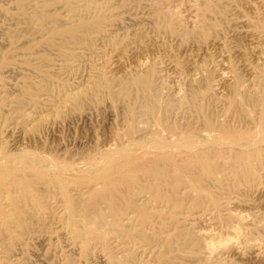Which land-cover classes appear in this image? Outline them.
Returning <instances> with one entry per match:
<instances>
[{
    "label": "bare ground",
    "instance_id": "6f19581e",
    "mask_svg": "<svg viewBox=\"0 0 264 264\" xmlns=\"http://www.w3.org/2000/svg\"><path fill=\"white\" fill-rule=\"evenodd\" d=\"M166 1H169V0H166ZM201 3L203 6L202 7L203 12L201 13L199 8L195 9L196 20H194V23H193V26H191L192 27L191 29L186 28L183 25V22L180 20V18H178L171 11L163 10L161 6L157 3L152 4V7H153L152 22L154 23V25L159 30L167 31V33H170L172 36L175 34L178 36L181 35L182 39L187 43H192V45L193 43L194 44L196 43L197 47H199L198 51L199 52L200 50L202 51V55L198 51H197L198 53L196 52L193 53V54L196 53L195 55L198 57L199 55L203 57L210 56L209 53L212 52L210 51L212 50V48L218 49L221 47L223 48L227 45V43L225 41H222L221 37L219 36V33L221 31L218 28V26L220 25L219 23H217L218 20L212 18L211 17L212 15L210 16L209 14V13H213L215 15H218V19H220L219 14L225 12L226 6L224 7L223 5L215 3L212 0H202ZM245 5L246 4H244V8H245ZM248 5H249V8L251 9L256 8L252 4H248ZM110 7H112L110 4L106 2L100 3L99 0H22L21 3H19V8L21 9L20 12L18 13V15L16 12L17 16H13V17L17 20L18 23H24L25 27L22 28V33L24 35L28 33L39 34L40 37H42V39L36 40V39H30L29 37L24 36V38L20 40L19 35H14V34L4 35V33H3L4 37L0 38V48H5L6 46L11 47L7 52H4L2 51V49H0V79L6 74H14L18 72H19L18 74H20L21 76L22 74L24 75L27 74V75L34 76L36 78L34 80L31 79L32 81L22 83L23 85L19 89V92H17L18 94L16 95V97H15V94L13 93L15 97V99L13 100L14 101L13 103H15L14 105L15 108L13 109L18 111V114H20L19 116H20V119L22 120V123L27 124L28 122H31V121L36 122L41 117V115L47 111L49 112L57 111V113H60V112L64 113L65 111L62 112L63 111L62 109L65 106H67L68 103L69 104L72 103L74 105L72 106L74 107V109L81 110L85 107L86 104H88L86 102L89 98L100 100L101 98L105 96L109 97L112 100L119 101L120 99L125 104L129 105L131 108V111L129 112L128 117L130 119L136 115L137 110H135V108H137L138 106L140 110V114L145 116L146 119L152 120L153 125L150 126V128L148 129H140L136 125L130 124L127 127V133H125L127 134L126 138L123 137L124 138L123 142H125L124 146L122 147L119 146L121 144L120 143L118 147L115 149H113L111 145H109L107 149L105 148V151L109 150V153L107 154L109 155V158H111L110 152L113 154L116 153L117 155L119 154L118 152H120L122 149L129 148L127 146H130V148L131 146L134 147L136 151H138V149L139 150L147 149L148 151L147 150L146 151L149 152V154H151V159L148 161L145 167V176L142 177L141 181L143 182V184L146 185V188L149 190L150 193L137 197V193H135V190H132L133 189L132 185L134 184V181H132V179H130L128 175H125V174L120 175L118 172L112 171V173L109 172L110 174L107 176H104V175L93 176L96 178H93L92 181L97 182V183L89 184V186L86 187L87 188L86 190L81 189L76 199L72 200L70 204L67 205L68 212L65 211L68 213L67 220H69V222L65 221L66 226L63 225V227L68 228V231L71 234L69 238L71 243H73L74 245H77L78 248L81 249L86 255H89L91 250L94 247L96 248L95 246L96 243L106 242V245L111 250L109 252L113 253V255L111 256L110 264H123V263L129 264V262H137L140 259H142V256H144V254L146 253L151 254L153 251H155L154 248H160L161 251L159 252V255L161 257L167 258L170 261H173L175 264H184L185 257L182 256L181 254L182 252H187V251L191 252L192 258L198 264H211V261L223 249L230 246V247H234L233 250L235 251V249H240L241 244L251 247L252 251L251 252L249 251L250 252L249 255L257 256L258 253H257L256 248L261 247L262 240L261 239L258 240V238L255 239L252 236V231L246 230V226L250 224H254L250 219L252 218L254 219L255 215L253 214V216H250L249 218V214L245 213L246 211H249L248 209L252 211L253 210L251 209L252 207L251 208L249 207L247 210L245 209L246 211L244 210V212L240 211L241 209L238 211L237 208L233 210L232 207H230L228 209L230 210L229 215L227 217L220 216L219 221L217 222L214 221L215 217L210 218L211 214L209 215V218H207V216H205V211L203 209L202 211H198V212L194 211L193 214H196L195 219H198L201 222L203 221L205 222V224L208 223V225H210L208 227H211L212 225L220 224L221 226H224L227 229H229L228 232L230 235L236 237V240L235 238L233 240L232 236L227 235L231 237V238L228 237L229 240L228 238L225 237V239L228 241L225 240L226 242H222V241L219 242L218 240L221 239L220 238L221 236L219 237L217 233V237H218L217 241L219 243L216 240L215 242H213L216 236L217 229L216 231H214L215 229L205 230L206 227L203 225L204 230L200 229L198 231V230H194L193 228L181 225L180 223H177V222L167 223L163 219H158L154 217L159 216V213H157V211L168 210L167 208L170 207L169 205L170 201L174 204V206L178 207L182 203H184L186 198H189L190 200H192L193 206L206 207L205 201L209 199L208 197L209 192L207 191V189H205L203 180H205L208 176L210 179L209 181H211L212 183L218 182L220 178L219 174L227 173V171L232 172L235 179H237L238 183L245 184L250 190L258 192L257 195L259 194L258 197L260 199L258 204H259V207L263 209V212H261V215H264V188L258 187L259 184L261 183L260 179L263 176V174L260 172V169H261V166L264 165V46L261 49L258 48L259 45H262L264 43V18H260L259 22H257V26L260 29L257 32L256 30H254V24L251 22V20H246L245 22L240 21L243 24L242 26L245 27V29L242 30V32L238 31L240 34L237 33V35H240L241 38H244V39L246 38L245 42H247L248 40L249 43L248 45L244 43H240L238 46L232 45L233 46L232 48H234L233 50H235V55L238 57V60L242 62L241 66L243 67L244 73H246L247 78H245L243 72L239 70L241 66L240 68H237L238 67L237 65L235 69H232V71H230L232 73L230 75L229 74L227 75L226 73H228L227 71L229 69L225 73L224 70H222L223 67L221 68L219 65L218 66L220 68H217L214 64L213 65L210 64L211 66L209 65V67H207L206 66L207 62L205 61L207 58L206 59L204 58V61L206 62L205 66H202L201 61H200L199 65L202 66V68L200 67L201 69L196 68V66L199 67V65H196L194 68H192L189 66L190 64L189 63L187 65L190 68L186 69L187 73L186 72L184 73V69L182 70V68L179 66V63L177 62V61L180 62V60L177 59L176 61V58L180 57V56L177 57L178 54L180 55L179 53L180 50L178 51V49L176 48L177 49V50L175 49L176 51H171L170 49L172 48L169 47V49H165L166 51H164V53L167 52L166 54L167 56L165 55L166 58L163 57L165 59L163 60L165 64L164 66L166 67L172 66L175 69H178V73H181L182 75L187 74V87L185 89H186V92H188V94L184 96L183 95L178 96V97L173 95L174 93L164 94L163 86L159 82V79L163 78L162 72L165 68L161 65V63L163 62H160L159 64L157 60L151 59L150 57L153 54H151L150 57L147 56L148 51L150 50V47H145V46L138 47L140 46V41H139V44L137 45V47H131L130 43L131 44L133 43L127 42L125 44L123 43L124 45L119 46L115 49L116 54H115L114 60L112 59L113 60L112 68L116 72L113 74H109L110 72L108 70L102 69L101 66H100L101 68L97 67L95 68V70L93 71L91 70L92 73L90 75L88 74L89 75L88 81L86 80L88 82L87 85L82 86L81 84L78 87H76V90L70 89L69 88L70 86L67 88V85L63 83L56 82V80L54 79L55 77L58 78L60 76L67 75L71 70H73L75 66H77V64H79L84 59H86V57H89L90 59L91 57H96L97 55H100V48H101L100 43L115 44L117 42V40L115 39V35H114L115 30L112 26H116L118 23L116 22V20H114L113 14L107 11V9H109ZM256 13L258 14V11ZM255 16L257 15L255 14ZM2 17L4 18V16ZM191 22H190V25L192 24ZM188 23H189V20H188ZM3 31H5V29ZM234 36L236 35L234 34ZM236 38L237 40H242V39H238L240 37H236ZM135 39H138V38H135ZM155 40L156 39H154V41ZM160 42L161 40L159 41V43ZM233 42L235 43V41ZM155 43L153 44V46L156 49ZM237 43H239V41ZM163 44L166 45L164 42ZM163 44L161 43L162 47H164ZM142 45H143V42H142ZM189 46H191V44H189ZM186 47L188 46H186V43H185V48ZM19 50H21V52H19ZM215 50L214 52H217V51L220 52V50H217V51ZM184 51H183V54L185 53ZM188 52L191 54V51L188 50ZM155 53H156V50H155ZM102 54H103V51H102ZM211 54L213 55V53ZM248 54L253 59L251 63H249L247 60L248 58H246ZM20 55L25 56V57L19 58ZM215 55H217V53ZM191 58L192 57L189 56L187 59L186 58L185 59L191 60ZM219 58H221V55ZM224 58H226L227 60V57H224ZM229 58L230 57H228V63H229V60L231 59ZM126 59L127 60L130 59L131 61H133L134 65L131 70L128 71V69H126L128 72H125L124 74L120 75L119 73L121 71L123 72L125 71L124 69L126 67L125 65ZM209 59L210 58H208V60ZM211 59H214V57H212ZM226 60L224 61L226 62ZM131 61H130V64H131ZM202 61H203V58H202ZM197 62L198 61L194 63H197ZM90 63H93V62L91 61ZM233 65L231 67H233ZM168 69L166 68V70ZM224 69H226V67ZM173 70H172V74L174 73ZM180 86L178 88V92L181 91L182 86L181 87ZM168 88L170 87H167V89ZM183 90H184V85H183ZM3 92L5 91L3 90ZM6 93L11 94L8 92ZM224 95L231 96L230 97L231 108L225 111H222V110L219 111L218 109H212L209 103L204 102L205 100L212 102L213 99L218 98L219 96H224ZM2 99L4 98H1V100ZM7 101H10V100H7ZM5 105H7V103ZM88 105H86V107ZM28 109H32V111L30 112L29 110L28 112ZM67 111L69 110L67 109ZM44 114H47V113H44ZM52 116L53 115H51V117ZM12 120H14V118ZM10 122H11V119H10ZM45 122L46 121H44V123ZM7 124H10L9 120ZM52 124H49V125L47 124L46 130L48 132L52 130V126H51ZM18 125H20V123H18ZM15 129H17V127ZM8 130L1 129L0 127V222L6 224L8 229L11 231L12 227L16 223L15 221L16 218H19V219L24 218L27 220V218L34 215L35 210H30L31 208L28 209L27 205H35L39 203L38 201L40 198L39 197L40 193L46 192L50 189L52 183L54 182V178L52 177L53 176L52 172H50L54 164L52 163L53 159L51 163L49 164L50 160H48L46 156L42 155L40 151H39L40 153L36 150L34 151L32 147H31L32 149L31 151L29 149L27 150L26 144L24 145V141L21 140L20 138L19 139H12V138L9 139V136L12 134L7 135V133H9ZM121 137H122V134H121ZM28 138L29 136L26 139ZM34 138H35L36 144L37 143L40 144L41 138L38 135L35 136ZM34 138H32V140ZM48 139H50V136ZM64 140H63V144H64ZM108 140H105L107 145L109 144ZM55 141L57 142V139ZM9 142H10V145H8ZM49 142L50 141L48 140V144ZM66 144L67 143H65L62 146H65ZM31 145H33V142ZM44 145L47 147V142ZM44 145L43 146L41 145L42 148L44 147ZM115 145L114 147L117 146ZM37 149H38V146H37ZM64 149L63 151H65ZM74 151L75 150L71 152H74ZM75 152L77 153V150ZM79 152H82V151L80 150ZM64 153H66V151ZM127 153L124 152V154H127ZM46 154H49V153H46ZM68 155L69 154H67V156ZM128 155H130V153ZM102 157L100 156V158L104 159V156ZM101 161L104 162L103 160ZM101 161L97 163L100 166L102 163ZM47 162L50 167L45 166ZM56 164L58 167V165H60L61 163L58 164L56 162ZM70 165L73 166L74 164H70ZM72 166H70V168ZM57 167L55 166L53 168H57ZM60 167L64 168V165L63 166L60 165ZM91 167H93V165H91ZM95 167L97 168V165ZM65 168L67 167L65 166ZM76 168H78L77 170H80L79 166ZM86 169L87 168L85 167V170L84 168L81 170L86 171ZM53 171H55V169H53ZM68 171L69 170H67V174H68ZM76 173L74 172V174ZM46 177L47 179H45ZM101 181H105L106 183V188L102 190L98 189V186L101 183ZM190 185H193V186L195 185V187H197L198 189V190L196 189L197 192L188 193L184 195L185 189L188 188V186ZM64 189L67 190L68 188L66 187ZM62 190L63 188L61 189V191ZM74 190H77V188ZM67 195L69 196V194ZM57 199H58V196H57ZM233 204H236V203L234 202ZM230 206H231V202H230ZM244 206H240L239 208L241 207L245 208L246 206L245 207ZM153 209H157V210L154 211ZM14 211L19 212L18 214L19 217L14 216L13 214ZM133 213L139 214L138 220L140 221V223H142L140 224V227H139V224L137 225L136 222L134 223L135 219L133 220V217H134ZM257 214L258 212L256 213V215ZM163 217H165V215H163ZM38 218H41V217H38ZM257 218H259V221H260V215H258ZM236 220H237V224H235ZM147 222H148V225H146ZM30 226L28 227L25 226V227L26 229H28ZM32 228L34 227L32 226ZM29 229H31V227ZM223 230L225 231V229ZM263 230L261 229V231ZM49 231L51 230L49 229ZM34 237H35V234H34ZM209 238H213L212 239L213 241L211 239H210L211 241H207V239L209 240ZM237 240L240 242H238ZM111 242H115L117 244L114 245ZM237 243L240 245L236 246ZM137 245L139 246L140 250L139 249L137 250L138 248L136 247ZM116 247H119L120 250L116 251L115 249ZM1 248L3 250L0 251V264H22L17 257L19 254H23V250L20 248L17 249L16 247H15L16 249H14V244H12L9 241H6L5 237H3L0 233V249ZM59 250H61V248ZM175 250L178 251L179 253L170 254L171 252ZM225 252L226 250L224 251V253ZM114 254L121 255V258L116 257V255ZM239 254L243 256L242 258H244V255L247 256V254L243 253V251L240 252ZM259 254H261V252ZM64 258H65V264H76L75 260L71 256L65 255ZM262 262L263 261H261V264ZM80 263H82L81 259H80ZM32 264H43V263L37 260ZM151 264H154V263H151Z\"/></svg>",
    "mask_w": 264,
    "mask_h": 264
},
{
    "label": "rangeland",
    "instance_id": "374dc122",
    "mask_svg": "<svg viewBox=\"0 0 264 264\" xmlns=\"http://www.w3.org/2000/svg\"><path fill=\"white\" fill-rule=\"evenodd\" d=\"M19 1V2H18ZM22 0H0V38L4 37V35L7 34H14V35H19L20 36V40H22L25 37H29L30 39H36V40H41L42 37H40L39 34H23L22 33V28L25 27L24 23H18L17 20L13 17V16H17L18 13L20 12V8H19V3H21ZM139 1V2H137ZM198 1V2H197ZM215 3L221 4L225 7V12L219 14L220 19H218V15H215L213 13H209L210 16L216 20H218L217 23H219L220 25L218 26V28L220 29V33L219 36L221 37L222 41H225L227 43V45L225 47H221V48H212L211 53H213V55L211 53H209L210 56H201L202 55V51L200 50V52L198 51L199 47H197V44L193 43H187L182 39L181 35H171L170 33H167V31H163V30H159L154 23L152 22V18H153V7L152 4H159L161 6V8L163 10L166 11H171L172 13H174L178 18H180V20L183 22V25L186 28L191 29L194 23V20H196L195 17V9L199 8V10L201 11V13L203 12L202 9V0H99L100 3H108L110 4L112 7H110L109 9H107V11L111 14H113V18L114 20H116V22L118 23L116 26H112L114 28V35H115V39L117 40V42L115 44H111V43H100V55H97L96 57H91L89 59V57H86V59H84L82 62H80L79 64H77V66H75L73 68V70H71L67 75H63L60 77H55L54 79L56 80V82H60L63 83L65 85H67V88L69 87L72 90H76V87H78L79 85L82 84V86L87 85V81L89 78V75L92 73L93 70H95V68L97 67H102V69L104 70H108L110 73L109 74H113L116 71L113 70L112 66H113V60L115 58V54H116V48L119 46L124 45L127 42H132L133 44L130 43L131 47H137V45L139 44L140 41V46H145V47H150V50L148 51L147 56L150 57L151 54H153V58L152 56L150 57L153 60H157V62H163V60H165L164 58H166V54L167 52L164 53V51H166L165 49H169L170 48H174L173 50L170 49L171 51H176L178 49L180 55L178 54V56H180L179 58H176L180 60L177 61L179 63V66L182 68V70L184 69V73L187 71L186 69H189L190 67L194 68L196 65L200 64L201 61V65L205 66L206 62V66L209 67V65H215L217 68H222V70H224V72L226 73V71L228 73H226L227 75L231 74L232 69H235V67L240 68V66L242 65V62H240L238 60V57L235 55V50H233L234 48H232L234 46H238L240 43H244L248 45V40L246 41V38H241L239 32H242V30L245 29V27H243L241 22H245L246 20H251V22L254 24V30L259 31L260 29L257 26V22H259L260 18H264V0H212ZM226 1V2H224ZM241 1V2H239ZM249 1V2H248ZM259 1V2H257ZM3 2V3H2ZM8 2V3H7ZM5 3V4H4ZM259 3V4H258ZM148 4V5H147ZM244 4H246L249 8L248 4H252L253 6H255V9H251V8H247V6L245 5L244 8ZM136 5V6H135ZM145 5V6H144ZM199 5V6H198ZM258 5V7H257ZM263 7H262V6ZM7 6V7H5ZM16 6V7H14ZM147 6V7H146ZM3 7V8H2ZM7 8V9H6ZM16 8V9H15ZM137 8V9H136ZM247 8V9H246ZM142 9V10H141ZM144 9V10H143ZM231 9V10H230ZM3 10V12H2ZM6 10V11H5ZM123 10V11H122ZM136 10V11H135ZM146 10V11H145ZM148 10V11H147ZM152 10V11H150ZM252 10V11H251ZM135 11V12H134ZM239 11V12H238ZM254 11V13H253ZM258 11V14L256 13ZM2 12V13H1ZM5 12V13H4ZM13 12V13H12ZM17 12V15H16ZM140 12V13H139ZM145 12V13H144ZM234 13V14H233ZM237 13V14H235ZM263 13V14H261ZM3 14V15H2ZM249 14V15H248ZM255 14L257 16H255ZM192 15V16H191ZM214 15V16H213ZM254 15V16H253ZM4 16V18L2 17ZM194 16V17H193ZM189 17V18H188ZM225 17V18H223ZM247 17V18H246ZM133 18V19H132ZM151 18V19H150ZM236 18V19H235ZM254 18V19H253ZM2 19V20H1ZM9 19V20H7ZM256 19V20H255ZM15 20V21H14ZM125 20V21H124ZM150 20V21H148ZM189 20V23H188ZM6 21V22H5ZM192 21V22H191ZM241 21V22H240ZM15 22V24H14ZM129 22V23H128ZM190 22L192 23L190 25ZM133 23V24H132ZM233 25H232V24ZM237 23V24H236ZM125 24V25H124ZM135 24V25H134ZM188 24V25H187ZM241 24V25H239ZM256 24V26H255ZM19 26V27H18ZM122 26V27H121ZM190 26V27H189ZM231 26V27H230ZM240 26V27H239ZM110 27V26H108ZM243 27V28H242ZM2 28V29H1ZM116 28V29H115ZM131 28V29H130ZM240 28V29H239ZM5 29V31H3ZM12 29V30H11ZM233 29V30H232ZM9 30V31H8ZM15 30V31H14ZM117 30V31H116ZM139 30V32H138ZM230 30V31H229ZM232 30V31H231ZM237 32H236V31ZM2 31V32H1ZM18 31V33H17ZM145 31V32H144ZM239 31V32H238ZM8 32V33H7ZM125 32V33H124ZM142 32V33H140ZM144 32V34H143ZM234 32V33H233ZM4 33V35H3ZM22 33V34H21ZM132 33V34H131ZM146 33V34H145ZM223 33V34H222ZM232 33V34H231ZM222 34V35H221ZM234 34L236 36H234ZM142 35V36H141ZM225 35V36H224ZM23 36V37H22ZM141 36V37H140ZM234 36V38H233ZM230 37V38H229ZM236 37H240L238 39H242V40H237ZM134 38V39H133ZM138 38V39H135ZM151 40H150V39ZM156 39L154 41V39ZM149 39V40H148ZM236 39V40H235ZM135 42H133V41ZM144 40V41H143ZM147 42H146V41ZM161 40V42L159 43V41ZM166 42H165V41ZM228 40V41H227ZM184 41V42H183ZM235 41V43L233 42ZM239 41V43H237ZM242 41V42H241ZM143 42V45H142ZM149 42V43H148ZM156 42V43H155ZM163 42L166 44L164 45ZM233 44H231V43ZM124 43V44H123ZM146 43V44H145ZM155 43L156 49L154 48L153 44ZM159 43V44H157ZM161 43L163 44L164 47H162ZM169 43V44H168ZM185 43H186V47L185 48ZM104 44V45H103ZM136 44V45H135ZM173 44V45H171ZM189 44H191V46H189ZM230 46H229V45ZM237 44V45H235ZM133 45V46H132ZM149 45V46H148ZM151 45V46H150ZM195 45V46H194ZM105 46V47H104ZM174 46V47H173ZM262 46V47H261ZM264 43L262 45H259V49L263 48ZM111 47V48H110ZM113 47V48H112ZM154 49H153V48ZM159 47V49H158ZM162 47V48H161ZM167 47V48H165ZM191 47V48H190ZM195 47V48H194ZM11 47L6 46L5 48H0L2 49V51L7 52ZM164 48V49H163ZM177 48V49H176ZM180 48V49H179ZM189 48V49H187ZM227 48V50H226ZM105 49V50H104ZM176 49V50H175ZM187 51H186V50ZM197 49V50H195ZM216 49V50H215ZM103 54H102V51ZM113 50V51H112ZM153 50V51H152ZM156 50V53H155ZM158 50V51H157ZM182 50V51H181ZM185 50V51H184ZM191 51V54L188 52ZM217 50V52H214ZM224 50V51H223ZM163 51V52H162ZM183 51L186 53L183 54ZM201 53V55L196 56V53ZM226 51V52H225ZM228 51V53H227ZM19 52H21V50H19ZM152 52V53H151ZM194 52H196L195 54H193ZM219 52V53H218ZM225 52V53H222ZM234 54H233V53ZM163 53V54H162ZM217 53V55H215ZM102 54V55H101ZM107 54V55H106ZM155 54V55H154ZM183 54V55H182ZM225 54V56H224ZM231 54V55H230ZM233 54V55H232ZM166 55V56H165ZM188 55V56H187ZM212 55V56H211ZM221 55V58H219ZM223 55V56H222ZM229 55V56H228ZM235 55V56H234ZM105 56V57H104ZM187 59L189 56H191L193 58H191V60H186L184 57ZM25 56L20 55L19 58H23ZM101 59H99V58ZM104 57V59H103ZM164 57V58H163ZM212 57H214V59L218 62H216L214 59H211ZM227 57V60L226 58ZM228 57H230L229 59V63H228ZM94 58V59H92ZM155 58V59H154ZM184 58V59H183ZM203 58V61H202ZM204 58L206 59L204 61ZM208 58H210L208 60ZM233 58V59H232ZM248 58V62L251 63L252 62V58L251 56L248 54L247 57ZM88 59V60H87ZM113 59V60H112ZM160 59V60H158ZM201 59V60H199ZM102 60V61H101ZM108 60V62H107ZM112 60V61H111ZM183 60V61H182ZM214 60V61H213ZM221 60V61H220ZM226 60V62L224 61ZM232 60V61H231ZM238 60V62H237ZM93 63H90V62ZM130 59H126V67H125V71H121L119 74H124L125 72H128L129 70L132 69L134 63L133 61H131L130 64ZM188 61V62H186ZM198 61L197 63H194ZM211 61V62H210ZM225 63H224V62ZM89 62V64H88ZM99 62V64H98ZM193 62V64H192ZM220 62V63H219ZM223 62V63H222ZM236 62V64H235ZM255 62V61H254ZM86 65H84V64ZM128 63V64H127ZM190 63V64H189ZM209 63V64H208ZM235 65H233V64ZM96 64V65H95ZM111 64V65H110ZM189 64V66L187 65ZM80 65V66H79ZM161 65L164 68L162 75L163 78L159 79V82L162 84L163 86V91L164 94H173L175 96H184L187 95L188 92H186V87H187V74L186 75H182L181 73H178V69H175L174 67H166L164 66V62L161 63ZM193 65V66H192ZM199 65L196 66V68L201 69L202 66ZM210 65V66H211ZM220 67H219V66ZM222 65V66H221ZM225 65V66H223ZM230 67H229V66ZM233 65V67H231ZM186 66V67H185ZM228 66V67H227ZM251 66V65H250ZM86 67V68H85ZM94 67V68H93ZM100 67V68H101ZM104 67V68H103ZM201 67V68H200ZM226 67V69H224ZM91 68V69H90ZM166 68H170V69H174V73L172 74V70L168 69L166 70ZM231 68V69H230ZM89 71H88V70ZM128 69V71L126 70ZM92 70V71H91ZM241 72H243L244 77L247 78L246 73H244V69L241 66V68L239 69ZM83 71V72H82ZM168 73H166V72ZM177 71V72H176ZM82 72V73H81ZM112 72V73H111ZM19 73V72H18ZM18 73H14V74H6L5 76H3L0 79V124H1V129H9L10 127V131L8 130L9 133H7V135L9 136V139H21L24 141V145L26 144V148L27 150L29 149L30 151L33 149L34 151H40L42 155L46 156L48 158L49 164L51 163L52 159V163L54 164L53 167H57V164H60L61 166L64 165L67 168H63L60 167V165H58L57 168H53L50 172H52V177L54 178V182L52 183L50 189L46 192H42L40 193V198H39V203L35 204V205H27V208L30 210H35V213L33 216L24 219V218H16V223L15 225L12 227V230L10 231L7 227L6 224L0 222V233L3 237H5L6 241L11 242L12 244H14V249H22L23 250V254H19L18 255V259L22 264H32L35 261L39 260V262H42L43 264H65V255H69L71 256L76 264L78 262V264H83L84 262L86 264H110V260H111V256L113 255V253L109 252L111 251L110 248L106 245V242H98L95 244L96 248L94 247L89 255H86L81 249L78 248L77 245H74L73 243H71L70 241V233L68 231V228L63 227L66 226V222L67 217H68V207L67 205L70 204V202L74 199H76L77 195L79 194V191L81 189L86 190L89 186V184L92 183H97L92 181L93 176L96 175H104L107 176L110 173L113 172H118L120 175L121 174H125L128 175V177L130 179H132V181H134L133 189L135 190V193H137V197L142 196L144 194H149V190L146 188V185L143 184V182L141 181L142 177L145 176V167L148 163V161L151 159V154H149V152H147V149H138V151H136V149L134 147L131 146H127L130 148H124L122 149L120 152H118L119 154L116 155V153H111L110 152V157L109 155H107L109 153L108 151H105V148L107 149L109 147V145H111V147L113 149L117 148L118 145L119 146H124L125 142L124 138H126L127 134V127L131 124V125H136L138 128L140 129H148L150 128V126H152V120L146 119L145 116L140 114V110L139 107L137 106V108H135V110H137L136 115L133 118H129L128 114L131 111V108L129 105L125 104L122 100L119 99L118 100H112L109 97L105 96L103 98H101L100 100H95V99H91L89 98L87 100L86 105H88L86 107L78 110V109H74V106L72 103H68L67 106H65L62 110V112L64 113H57V111L54 112H44L47 114H42L41 117L36 121H31L28 122L27 124L22 123V120L20 119V114H18V111L14 110L13 108L15 103H13L16 95L18 94L17 92H19V89L21 88V86L23 85L22 83L25 82H29L32 81L34 79H36L34 76L31 75H27V74H22V76ZM80 73V74H79ZM187 73V72H186ZM75 74V75H74ZM89 74V75H88ZM167 74V75H165ZM177 74V75H176ZM8 75V76H7ZM12 75V76H11ZM165 75V76H164ZM171 75V76H170ZM11 76V78H10ZM19 76V77H18ZM173 76V77H172ZM180 76V77H179ZM16 77V78H14ZM72 77V78H71ZM167 77V78H166ZM177 77V78H175ZM185 77V79H184ZM18 78V79H17ZM169 78V80H168ZM172 80H171V79ZM180 78V79H179ZM27 79V80H25ZM32 79V80H31ZM38 79V78H37ZM59 79V80H58ZM82 79V80H81ZM175 79V81H174ZM183 79V80H182ZM8 80V81H7ZM17 80V81H16ZM24 80V81H23ZM58 80V81H57ZM87 80V81H86ZM167 80V81H166ZM181 80V81H179ZM19 81V82H18ZM22 81V82H21ZM171 81V83H170ZM175 82V83H174ZM184 82V83H183ZM84 83V84H83ZM169 84V85H168ZM3 85V86H2ZM14 85V86H13ZM181 87V91L178 92V88L179 86ZM183 85H184V90H183ZM16 86V87H15ZM178 86V87H177ZM4 87V88H3ZM74 87V88H73ZM167 87H170L167 89ZM2 89V90H1ZM6 89V90H5ZM166 89V90H165ZM177 89V90H176ZM3 90L5 92H3ZM10 90V91H9ZM13 90V91H12ZM18 90V91H17ZM183 90V91H182ZM169 91V93H168ZM177 91V92H176ZM2 92V94H1ZM11 93V94H7ZM171 92V93H170ZM185 92V93H184ZM6 95H5V94ZM13 93L15 94V97L13 95ZM5 95V96H4ZM8 95V96H7ZM13 95V96H12ZM3 96V97H2ZM222 97V98H221ZM230 97L229 95H224V96H219L218 98H215L211 101H204L206 103H209L212 109H218L219 111H225L229 108H231V101H230ZM1 98H4L1 100ZM8 98V99H6ZM6 99V100H5ZM10 100V101H7ZM93 100V101H92ZM5 101V103H4ZM114 103H113V102ZM10 102V103H9ZM12 102V103H11ZM90 102V103H89ZM2 103V104H1ZM4 105L7 103V105ZM223 103V104H222ZM10 104V105H9ZM3 105V106H2ZM92 107H91V106ZM112 105V106H111ZM7 106V107H6ZM223 106V107H222ZM225 106V107H224ZM228 106V107H227ZM6 107V108H5ZM9 107V108H8ZM69 107V108H68ZM102 107V108H101ZM219 107V108H218ZM12 108V109H11ZM28 108V107H26ZM101 108V109H100ZM7 109V110H6ZM67 109L69 111H67ZM89 109V110H88ZM92 109V110H91ZM122 109V110H121ZM124 109V110H123ZM32 111V109H28V112ZM71 110V111H70ZM88 110V112H87ZM6 111V112H5ZM112 111V112H111ZM114 111V112H113ZM125 111V112H124ZM9 112V113H8ZM14 112V113H13ZM17 112V113H16ZM70 112V114H69ZM75 112V113H74ZM78 112V113H77ZM117 112V113H116ZM6 113V114H5ZM56 115H55V114ZM84 113V114H83ZM115 113V114H114ZM11 114V115H10ZM61 114V115H60ZM65 114V115H64ZM90 114V115H89ZM3 115V116H2ZM14 115V116H13ZM45 117H44V116ZM48 115V116H47ZM51 115H53L51 117ZM72 115V117H71ZM6 116V117H5ZM11 116V118H10ZM19 116V117H18ZM81 116V117H80ZM139 116V117H138ZM4 117V118H3ZM17 117V118H15ZM60 117V119H59ZM65 117V119H64ZM14 118V120H12ZM50 118V119H49ZM52 118V119H51ZM67 118V119H66ZM84 118V119H83ZM88 118V119H87ZM3 119V120H2ZM6 119V120H5ZM11 119V122H10ZM16 119V120H15ZM54 119V120H53ZM72 119V120H71ZM76 119V120H75ZM83 119V120H82ZM133 119V120H132ZM135 119V120H134ZM9 120V123L11 124H7ZM20 120V121H19ZM51 120V121H50ZM53 120V121H52ZM65 120V121H64ZM76 122H75V121ZM16 121V122H15ZM18 121V122H17ZM44 121H46L44 123ZM67 121V122H66ZM134 121V122H133ZM144 121V122H143ZM54 122V123H53ZM71 122V123H70ZM78 122V123H77ZM17 123V124H16ZM18 123H20V125H18ZM32 123V124H31ZM35 123V124H34ZM52 124V132H48L46 130V126L47 124ZM60 123V124H59ZM70 123V124H69ZM77 123V124H76ZM120 123V124H119ZM141 123V124H140ZM8 127H7V125ZM34 124V125H33ZM42 124V125H41ZM68 124V125H66ZM126 124V126H125ZM41 125V126H40ZM65 125V126H64ZM70 125V126H69ZM73 125V126H72ZM20 126V127H19ZM30 126V128H29ZM40 126V127H39ZM61 126V127H60ZM67 126V127H66ZM7 127V128H6ZM13 127V128H12ZM17 127V129H15ZM28 127V128H27ZM45 127V128H44ZM71 127V128H70ZM143 127V128H142ZM41 128V129H40ZM54 128V129H53ZM15 129V130H14ZM25 129V130H24ZM31 129V130H30ZM33 129V130H32ZM43 129V130H42ZM57 129V130H56ZM63 129V130H62ZM68 129V130H67ZM121 129V130H120ZM39 132H38V131ZM46 130V131H45ZM61 130V131H60ZM114 130V132H113ZM24 131V132H23ZM34 131V132H33ZM37 131V132H36ZM59 131V132H58ZM12 132V133H10ZM15 132V134H14ZM22 132V133H21ZM36 132V133H35ZM41 132V133H40ZM57 132V133H56ZM24 133V135H23ZM43 133V135H42ZM52 133V134H51ZM56 135H55V134ZM60 133V134H59ZM118 133V134H117ZM21 134V135H20ZM29 134V135H28ZM32 134V135H30ZM36 134V135H35ZM40 134V135H39ZM112 134V135H111ZM122 134V137H121ZM125 134V135H124ZM34 135V136H33ZM39 136L41 139L40 144L35 142V136ZM50 136V139L49 136ZM53 135V136H52ZM55 135V136H54ZM60 135V136H59ZM29 136L28 139H26ZM34 138L32 140V138ZM63 138H62V137ZM112 136V137H110ZM115 136V137H114ZM23 139H22V138ZM48 137V138H47ZM52 137V138H51ZM55 137V138H53ZM118 137V138H117ZM124 137V138H123ZM31 138V140H30ZM65 138V140H64ZM57 139V142L55 141ZM62 139V140H61ZM109 139V140H108ZM113 139V140H112ZM118 139V140H117ZM44 140V141H43ZM48 140L50 141L48 144ZM59 140V141H58ZM63 140H64V144L67 143L65 146L63 144ZM109 143L108 145L106 144V141ZM30 144H29V142ZM52 141V143H51ZM104 141V142H103ZM33 142V145H31ZM35 142V143H34ZM47 142V147L44 145ZM96 142V143H95ZM100 142V144H99ZM28 143V144H27ZM44 143V144H43ZM55 143V144H54ZM59 143V144H58ZM61 143V144H60ZM123 143V144H122ZM36 144V145H35ZM53 144V146H52ZM102 144V145H101ZM113 144V145H112ZM117 146H116V145ZM8 145H10V142L8 143ZM28 145V146H27ZM44 145V147L42 148V146ZM55 145V146H54ZM61 145V146H60ZM114 145L116 147H114ZM30 146V148H29ZM38 146V149H37ZM49 146V147H48ZM52 146V147H51ZM103 146V147H102ZM32 147V149H31ZM36 147V148H35ZM46 147V149H45ZM58 147V149H57ZM63 147V148H62ZM25 148V149H26ZM42 148V149H41ZM48 148V150H47ZM56 148V149H55ZM65 148V149H64ZM95 148V149H94ZM104 148V149H103ZM111 148V149H112ZM55 149V150H54ZM62 149V150H61ZM63 149L66 151V153H64L65 151H63ZM128 149V150H127ZM135 149V150H134ZM73 150H77V153L71 152ZM82 152H79V151ZM85 150V151H84ZM88 150V151H87ZM142 150V151H141ZM147 150V151H146ZM68 151V152H67ZM93 151V152H92ZM99 151V152H98ZM146 151V152H145ZM39 152V153H40ZM86 154H85V153ZM89 152V153H88ZM122 152V153H121ZM129 152L130 155L124 154ZM45 153V154H44ZM49 153V154H46ZM71 153V154H70ZM79 153V154H78ZM138 153V154H137ZM66 154V155H65ZM67 154H69L67 156ZM74 154V155H73ZM77 154V155H76ZM84 154V156H83ZM113 154V155H112ZM48 155V156H47ZM62 155V156H61ZM112 155V156H111ZM73 156V158H72ZM81 156V157H80ZM100 156H104V159L100 158ZM126 156V157H125ZM50 157V159H49ZM69 157V158H68ZM103 160L104 162L101 163V166L97 163H99V161L96 160ZM133 158V159H132ZM64 159V160H63ZM110 159V160H109ZM91 160V161H90ZM108 160V161H107ZM55 161V163H54ZM96 161V162H95ZM87 162V163H86ZM94 162V163H93ZM63 163V164H62ZM66 165H65V164ZM84 165H82V164ZM48 162L45 164V166H49ZM56 164V165H55ZM70 164H74L73 166ZM88 164V165H87ZM93 165V167H91V165ZM72 166L70 168V166ZM78 165L81 169L85 167L87 168L86 171L84 170H77ZM97 165V168L95 167ZM104 165V166H103ZM129 165V166H128ZM12 166V164H11ZM83 166V167H82ZM100 166V167H98ZM50 167V166H49ZM75 167V168H74ZM90 167V168H89ZM63 168V169H62ZM70 168V169H68ZM93 168V169H92ZM121 168V169H120ZM53 169H55V171H53ZM60 169V171H59ZM73 169V170H72ZM90 169V170H89ZM63 170V171H62ZM67 170L68 174H67ZM74 171L76 174H74ZM90 171V172H89ZM120 171V172H119ZM58 172V173H57ZM72 172V174H71ZM84 172V173H83ZM110 172V173H109ZM260 172L263 174V176L260 179V184L258 187L260 188H264V165L261 166ZM82 173V174H81ZM57 175V176H56ZM82 175V176H81ZM60 176V177H59ZM220 178L218 180V182H214L212 183L211 181H209V177L207 176L206 179L208 180H203V184L205 189H207V191L209 192V199L205 201V205L206 207H195L192 205V200H190L189 198H186L184 203H182L180 206L176 207L174 206V204L170 201L169 205L170 207L167 208L168 210L166 211H157V213H159V216H155L154 218H158V219H163L165 222H177L180 223L181 225H184L186 227H190L193 228L194 230H204L203 225L206 227V229H215L214 231H216V236L214 238V241L212 240L213 238H209V240L207 239V241H213L215 242V240H218L217 237V233L218 236L221 238H219L220 240H218L219 242H226L229 240L228 237L232 236L229 234V229H227L224 226H221L220 224L218 225H212L211 227H208L210 225H208V223L205 224V222H201L198 219H195V215L193 214L194 211L198 212V211H202V209L205 211V216H207V218H214V221H219V217H227L229 215L230 210H228L230 207H232V209L234 210L235 208L238 209V211H243L246 209H248L249 207L251 209H253L252 211L250 209H248L249 211H246L245 213L249 214V218L250 216H253V214L255 215V218L250 219L254 224H250L248 226H246V230L248 231H252V236L258 240L261 239L262 240V245L261 247H257V256H252L249 255L250 252L252 251L251 247L249 246H245L243 244H241L240 249H235V251L233 250L234 247H226L225 249H223L221 252H219L216 257L211 261V264H264V215H261V212H263V209L259 207V197L257 195L258 192H255L253 190H250L245 184H240L238 183L237 179H235L234 175L232 174V172H228L227 173H220L219 174ZM230 178V179H228ZM47 179V177L45 178ZM60 180V182H59ZM72 180V181H71ZM71 181V182H69ZM76 183V184H75ZM60 186V187H59ZM65 186V187H63ZM71 186V187H70ZM78 186V187H77ZM68 188L67 190L64 188ZM63 188V190L61 191V189ZM77 190H74L76 189ZM106 188V183L105 181H101V183L98 186V189L102 190ZM246 188V190H245ZM197 187H195V185H190L188 186V188L185 189V194L188 193H196ZM243 189V190H242ZM66 190V191H65ZM69 190V191H68ZM148 190V191H147ZM198 190V189H197ZM66 192V193H65ZM77 192V193H76ZM61 193V194H60ZM239 193V194H238ZM69 194V196L67 195ZM46 195V196H45ZM254 195V196H253ZM58 196V199H57ZM63 196V197H62ZM65 196V197H64ZM256 196V197H255ZM69 197V198H68ZM135 197V195H134ZM225 197V198H224ZM246 197V198H245ZM63 198V200H62ZM68 201H67V199ZM240 198V199H239ZM254 198V199H253ZM258 199V200H257ZM51 200V201H50ZM61 200V201H60ZM232 200V201H231ZM58 201V203H57ZM67 201V202H66ZM221 201V202H220ZM69 202V203H68ZM230 202H231V206H230ZM235 202L236 204H233ZM53 203V204H52ZM68 203V204H67ZM238 203V204H237ZM240 203V204H239ZM210 204V205H209ZM234 206H233V205ZM242 204V205H241ZM246 206H244V205ZM257 204V206H256ZM40 205V207H39ZM239 205V206H238ZM42 206V207H41ZM240 206H244L245 208ZM256 206V208H255ZM56 209H55V208ZM67 207V208H66ZM39 208V209H38ZM54 208V209H53ZM37 209V210H36ZM49 209V210H48ZM53 209V210H52ZM62 209V210H61ZM256 209V210H255ZM262 209V210H261ZM48 210V211H47ZM154 211H156L157 209H153ZM197 210V211H196ZM228 210V211H227ZM67 211V212H65ZM251 211V212H250ZM48 212V213H46ZM60 212V213H59ZM183 212V213H182ZM187 212V213H186ZM226 212V213H225ZM258 212V214L256 215V213ZM12 213V212H11ZM40 213V215H39ZM51 215H50V214ZM162 213V214H161ZM177 213V214H176ZM180 213V214H179ZM251 213V214H250ZM15 217H19V212L18 211H14L13 212ZM44 214V215H42ZM179 214V215H178ZM213 214V216H212ZM37 215V216H36ZM39 215V216H38ZM55 215V216H54ZM60 215V216H58ZM134 217V223L136 222L137 225L139 224L140 227V221L138 220L139 218V214L138 213H133ZM163 215H165V217H163ZM173 215V216H172ZM185 215V216H184ZM189 215V216H188ZM223 215V216H222ZM260 215V221L259 218H257V216ZM64 216V217H63ZM182 216V217H181ZM36 217V218H35ZM41 217V218H38ZM48 217V218H47ZM262 218V219H261ZM48 219V220H47ZM63 219V220H62ZM195 219V221H194ZM31 220V221H30ZM35 220V221H34ZM38 220V221H37ZM46 220V221H45ZM54 220V221H53ZM256 220V221H255ZM258 220V221H257ZM53 221V222H52ZM63 221V222H62ZM45 222V223H44ZM56 222V223H55ZM236 222V223H235ZM234 223L237 224V220ZM32 223V224H31ZM39 223V224H38ZM53 223V224H52ZM55 223V224H54ZM62 223V224H60ZM258 223V224H257ZM200 224V225H199ZM260 224V225H259ZM31 225V226H30ZM52 225V226H51ZM146 225H148V222L146 223ZM25 226H30L31 229H26ZM32 226L35 228H32ZM70 226V225H68ZM195 226V227H194ZM252 226V227H251ZM19 227V228H18ZM41 227V228H40ZM58 227V228H57ZM61 227V228H60ZM63 227V228H62ZM201 227V228H200ZM214 227V228H213ZM216 227V228H215ZM52 228V229H51ZM20 229V230H19ZM26 229V230H25ZM46 229V231H45ZM49 229L51 231H49ZM225 229V231L223 230ZM261 229L263 231H261ZM55 230V231H54ZM60 230V232H59ZM219 230V232H218ZM64 231V232H63ZM21 232V233H20ZM36 232V233H35ZM52 232V233H50ZM222 232V233H221ZM19 233V234H18ZM55 235H54V234ZM11 234V235H10ZM22 234V235H21ZM35 234V237H34ZM42 234V236H41ZM49 234V235H48ZM51 234V235H50ZM67 234V235H66ZM226 234V235H225ZM257 234V235H256ZM16 235V236H15ZM19 235V237H18ZM230 235V236H227ZM8 236V237H7ZM27 236V237H26ZM29 236V237H28ZM50 236V237H49ZM52 236V237H51ZM46 237V239H45ZM228 238V240L225 239ZM51 238V239H50ZM53 238V239H52ZM58 238V239H57ZM217 238V239H216ZM231 238V237H230ZM233 240L236 237L232 236ZM26 239V240H24ZM34 239V240H33ZM45 239V241H44ZM211 239V240H210ZM19 240V241H18ZM31 240V241H30ZM37 242H36V241ZM58 240V241H57ZM66 240V241H65ZM226 240V241H225ZM52 241V243H51ZM217 241V242H218ZM238 241V240H237ZM39 242V243H38ZM50 242V243H49ZM216 242V243H217ZM218 242V243H219ZM240 242V241H238ZM24 243V244H23ZM30 243V244H29ZM34 243V244H33ZM48 243V244H47ZM61 243V244H60ZM112 244L116 245L117 243L115 242H111ZM21 244V245H20ZM58 244V246H57ZM60 244V245H59ZM71 246H69V245ZM32 245V246H31ZM37 245V246H36ZM240 244L237 243L236 246H239ZM73 246V247H72ZM104 246V248H103ZM16 247V248H15ZM32 247V248H31ZM66 247V249H65ZM72 249H71V248ZM77 247V248H76ZM136 247L137 250L139 248V246L137 245ZM61 248V250L59 249ZM101 248V249H100ZM232 248V249H231ZM99 249V250H98ZM107 249V251H106ZM116 251H119V247L115 248ZM149 249V248H148ZM155 251H153L151 254H144V256H142V259H140L137 262H129V264H175L173 261L168 260L165 257H161L159 255V252L161 251L160 248H154ZM228 249V250H227ZM3 250L2 248L0 249V251ZM32 250V251H31ZM37 250V251H36ZM40 250V251H39ZM45 250V251H44ZM74 250V251H73ZM97 250V251H96ZM226 250V252L224 253V251ZM230 250V251H229ZM239 252H238V251ZM44 251V252H43ZM53 251V252H52ZM93 251V252H92ZM95 251V252H94ZM100 251V253H99ZM247 254L244 255V258H242L243 256L240 255L239 253L242 252ZM250 251V252H249ZM263 251V252H262ZM34 252V253H33ZM37 252V253H36ZM46 252V254H45ZM56 252V253H55ZM81 252V253H80ZM104 252V253H103ZM111 254H109V253ZM230 252V253H229ZM234 252V253H232ZM237 252V253H236ZM261 252V254H259ZM26 253V254H25ZM55 253V254H54ZM61 253V254H60ZM76 253V255H75ZM95 253V254H94ZM156 253V254H155ZM178 254V251H173L170 254ZM190 253V254H189ZM37 254V255H36ZM54 254V255H53ZM73 254V255H72ZM94 254V256H93ZM148 254V255H147ZM22 255V256H21ZM36 255V256H35ZM52 255V256H51ZM99 257H98V256ZM116 255V257H120L121 255ZM146 255V256H145ZM182 256L185 257V262L184 264H198L191 255V252L187 251V252H182L181 254ZM46 256V257H45ZM54 256V257H53ZM58 256V257H57ZM81 256V257H80ZM187 256V258H186ZM224 256V257H223ZM262 256V257H261ZM21 257V258H20ZM38 257V258H37ZM61 257V258H60ZM102 257V258H101ZM148 257V258H147ZM222 257V258H221ZM238 257V259H237ZM240 257V258H239ZM246 257V258H245ZM250 257V258H249ZM44 258V259H42ZM52 258V259H51ZM92 258V260H91ZM110 258V259H109ZM224 258V259H223ZM248 258V259H247ZM253 258V259H252ZM258 258V260H257ZM22 259V260H21ZM58 259V261H57ZM80 259L81 262L80 263ZM87 259V260H86ZM107 259V260H106ZM190 259V260H189ZM226 259V260H225ZM246 259V260H244ZM261 259V260H260ZM48 262H47V261ZM53 260V261H52ZM85 260V261H84ZM94 260V261H93ZM105 260V261H104ZM109 260V261H108ZM222 260V261H221ZM239 260V261H238ZM248 260V261H247ZM26 261V262H25ZM44 261V262H43ZM46 261V262H45ZM96 261V262H95ZM144 261V262H143ZM149 261V262H148ZM155 261V262H154ZM221 263H220V262ZM224 261V262H223ZM148 262V263H147ZM159 262V263H158ZM247 262V263H246ZM84 263V264H85ZM123 264H128V263H123Z\"/></svg>",
    "mask_w": 264,
    "mask_h": 264
}]
</instances>
